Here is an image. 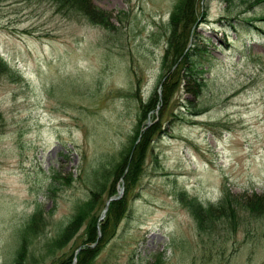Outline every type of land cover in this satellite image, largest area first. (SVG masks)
Returning <instances> with one entry per match:
<instances>
[{
    "label": "rangeland",
    "instance_id": "1",
    "mask_svg": "<svg viewBox=\"0 0 264 264\" xmlns=\"http://www.w3.org/2000/svg\"><path fill=\"white\" fill-rule=\"evenodd\" d=\"M178 1L92 0L111 14L103 26L52 0H0V55L14 71L0 76V264H15L22 244L21 264L78 255L86 225L60 249L58 234L156 122L134 190L112 175L116 196L98 198L99 222L110 199L128 206L91 264H264V214L240 207L200 234L188 208L227 190L248 202L264 194V0H200L189 45L203 57L189 90L173 84L143 119L169 80ZM39 208L40 229L25 239Z\"/></svg>",
    "mask_w": 264,
    "mask_h": 264
},
{
    "label": "trees",
    "instance_id": "2",
    "mask_svg": "<svg viewBox=\"0 0 264 264\" xmlns=\"http://www.w3.org/2000/svg\"><path fill=\"white\" fill-rule=\"evenodd\" d=\"M52 1L57 7H59L60 11L79 12L87 17L93 24L103 26L110 24L111 14L96 8L92 0ZM199 5L200 0H179L172 12V32L169 37L168 48L165 55V67L169 73V80L163 83V93L161 97L159 96L158 91H154L148 101L142 105L141 113L143 119L148 113L157 111V109L160 108V102H162V100L163 106L167 104L172 97L173 91L171 86L173 84L178 82V86L183 88L186 87V89L189 90L191 82L189 80L195 76V68L198 66L197 63L199 64L198 58L203 57L201 54H195V47L189 45L192 38L191 30L200 22ZM200 51L201 50H199V52ZM190 65L192 68L189 70L188 67ZM13 72V69L7 65L0 55V76L5 73L12 74ZM196 80L195 81L198 83V90H196L197 96L201 84L197 78ZM184 82L187 83L184 84ZM158 129V123L156 122L145 131L140 132V130H137L132 145L127 152L123 154L121 161L115 164L111 173L109 172L111 176H115V179L124 176L126 193L133 191L142 177L146 155L154 136L158 133ZM110 177L107 181L99 182L96 189L91 192L90 200L84 206L78 207L76 215L70 220L65 229L58 234L55 241L57 249L64 247L77 235L79 229L84 224L86 225L85 232L82 243L79 246L83 248L78 255L72 254L66 258H59L60 260L58 259L54 264H91L103 247H105V244L114 235L116 228L122 222L127 213V199L123 197L122 199L110 202L107 216L102 222H99L100 216L96 215V213L93 214V210L96 207L99 197L103 196L108 191V198L115 197L117 194L115 185L109 186ZM240 207H243V209L248 210L252 214L263 215L264 194L258 196L256 200L248 202L247 200H242L241 198L232 195L230 191L227 190L225 197L217 203L204 205L197 199L188 203V208L196 219L200 234L211 233L213 228L220 222L233 223L236 220V215L238 216ZM42 214V210L39 208L32 215L26 227L25 232L27 234L25 239L38 232V229H40L43 222ZM25 252L26 246L22 244L15 259V264H21L23 262Z\"/></svg>",
    "mask_w": 264,
    "mask_h": 264
},
{
    "label": "water",
    "instance_id": "3",
    "mask_svg": "<svg viewBox=\"0 0 264 264\" xmlns=\"http://www.w3.org/2000/svg\"><path fill=\"white\" fill-rule=\"evenodd\" d=\"M120 197H121V196H120ZM120 197H118L117 199H110V201H109V202L107 203V205H106L105 213L108 211V207H109L110 202H112L113 200H119Z\"/></svg>",
    "mask_w": 264,
    "mask_h": 264
}]
</instances>
